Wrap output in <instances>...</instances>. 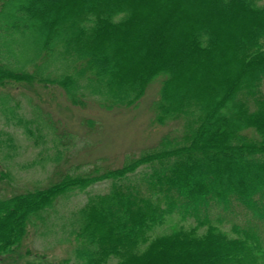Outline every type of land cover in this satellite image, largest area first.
Returning a JSON list of instances; mask_svg holds the SVG:
<instances>
[{
	"label": "trees",
	"instance_id": "16d2710c",
	"mask_svg": "<svg viewBox=\"0 0 264 264\" xmlns=\"http://www.w3.org/2000/svg\"><path fill=\"white\" fill-rule=\"evenodd\" d=\"M0 1V34L66 45L89 86L104 84L91 86L104 108L136 107L163 78L157 123L184 127L119 168L0 200V246L59 197L110 182L73 214L78 264H264L263 0ZM13 76L32 78L0 66V83ZM78 77L54 82L74 102ZM229 216L242 222L227 231Z\"/></svg>",
	"mask_w": 264,
	"mask_h": 264
},
{
	"label": "rangeland",
	"instance_id": "374dc122",
	"mask_svg": "<svg viewBox=\"0 0 264 264\" xmlns=\"http://www.w3.org/2000/svg\"><path fill=\"white\" fill-rule=\"evenodd\" d=\"M8 34H0V66L9 65L32 78L25 82L13 76L0 83V200L46 190L67 176L86 177L94 171L101 174L119 168L133 157L157 149L166 135L176 133L173 130L184 129L181 122L157 123L163 78L146 88L136 107L106 109L91 88H104V84L94 81L89 86L91 75L83 78V61L78 64L70 57L63 49L66 45H56V53L51 54L40 50L32 37ZM73 49L83 52L80 47ZM61 75L82 79L75 92L77 102L54 83ZM110 189V182H100L86 192L59 197L55 210L44 214V223L33 217L18 246H0V264H46L49 260L63 264L67 259L78 264L73 257L74 243L69 240L75 229L73 214L91 196L107 194ZM176 220L156 234L169 232ZM234 222L242 219L229 216L223 228L230 231Z\"/></svg>",
	"mask_w": 264,
	"mask_h": 264
}]
</instances>
